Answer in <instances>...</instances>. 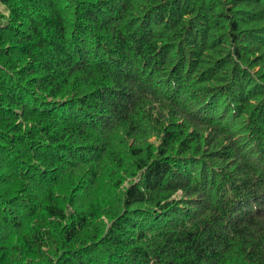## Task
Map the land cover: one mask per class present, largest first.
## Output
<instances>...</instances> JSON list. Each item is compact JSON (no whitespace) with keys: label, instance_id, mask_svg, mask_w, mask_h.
Returning <instances> with one entry per match:
<instances>
[{"label":"trees","instance_id":"obj_1","mask_svg":"<svg viewBox=\"0 0 264 264\" xmlns=\"http://www.w3.org/2000/svg\"><path fill=\"white\" fill-rule=\"evenodd\" d=\"M0 2V264H264V0Z\"/></svg>","mask_w":264,"mask_h":264},{"label":"rangeland","instance_id":"obj_2","mask_svg":"<svg viewBox=\"0 0 264 264\" xmlns=\"http://www.w3.org/2000/svg\"><path fill=\"white\" fill-rule=\"evenodd\" d=\"M226 1H228V0H226ZM229 1H231V0H229ZM237 3V7H238V10L240 9V11H244V10H247L244 6L245 5H242V3H243V1H239V2H236ZM237 7H236V9H237ZM7 14H8V12L6 11V9H5V6L0 2V23H4L5 22V20L7 19ZM257 69H260V67L258 66V67H256ZM154 137H152V138H149V140L150 141H154ZM138 142H140V141H137V142H134L133 141V139H129L128 141H127V143H123L122 144V147H123V150H124V152L125 151H127L129 148L128 147H133L134 146V144H137ZM154 142H156V140L154 141ZM136 146V145H135ZM92 151H94V152H97V150H96V148H94V149H92ZM0 173H1V171H0ZM89 174V175H88ZM100 175H101V173H100ZM66 176H68L67 178H66V180H65V182L66 183H72V184H76V183H78V186L74 189V191H73V189L71 190V194H74L75 196H73L74 198H76V199H78L79 198V196L78 195H80L79 194V190H80V188H81V186H83V185H86V184H88L90 181H91V178L89 177L90 176V172L89 171H87V169L86 168H80V170L78 169V170H76V171H73L72 173H66ZM50 178H51V176L48 178V179H46L45 180V178H42V179H36L38 182H42V180H44V181H49L50 180ZM58 178V177H57ZM57 179L56 178H52L50 181H51V183L52 182H54V181H56ZM80 181H83L82 183L80 182ZM95 182H97V183H100V180H96ZM127 182V181H126ZM55 183H57V182H55ZM58 185L56 186V187H58V188H60V189H64V187H65V184L63 183V180L61 181V182H58L57 183ZM83 184V185H82ZM95 185H97L98 187H95V188H93V191H94V193H96V194H103V189L101 188V187H99V185L98 184H95ZM61 186V187H60ZM2 188L3 187H1L0 186V190H2ZM104 190H105V192L107 193L108 192V190L107 189H105L104 188ZM69 191H70V189H69ZM76 193H78V194H76ZM10 195V194H9ZM79 200H82L81 198L79 199ZM80 202V201H79ZM81 203L82 202H80V205H81Z\"/></svg>","mask_w":264,"mask_h":264}]
</instances>
